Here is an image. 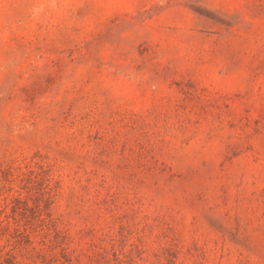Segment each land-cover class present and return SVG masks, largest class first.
<instances>
[{
    "label": "rangeland",
    "instance_id": "374dc122",
    "mask_svg": "<svg viewBox=\"0 0 264 264\" xmlns=\"http://www.w3.org/2000/svg\"><path fill=\"white\" fill-rule=\"evenodd\" d=\"M0 264H264V0H0Z\"/></svg>",
    "mask_w": 264,
    "mask_h": 264
}]
</instances>
